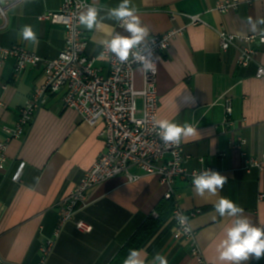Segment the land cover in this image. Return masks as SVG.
I'll return each mask as SVG.
<instances>
[{
    "label": "crops",
    "instance_id": "0c3cea01",
    "mask_svg": "<svg viewBox=\"0 0 264 264\" xmlns=\"http://www.w3.org/2000/svg\"><path fill=\"white\" fill-rule=\"evenodd\" d=\"M86 1L101 9L102 21L99 30L82 26L88 38L86 55L95 58V66L106 74L109 63L99 58L103 49L99 41L110 33L127 35L116 21L106 18V10L121 0ZM220 1L225 0H131L130 4L147 26L148 37L183 28V34L158 55L159 119L188 123L197 129L195 136L181 140L188 155L187 170L210 168L227 177L216 195L198 196L189 179H177L173 186L180 207L186 212L198 211L190 226L195 231L200 260L192 254L188 240L174 236V220L165 198L167 187L159 177L142 175L129 182L120 175L91 189L86 205L55 238L44 264H110L137 228L154 217L153 212L160 216L159 223L139 249L145 264H151L157 253L165 256L168 264H227L218 259L217 248L234 218L215 212L220 198L231 199L253 224L264 227V199H259L264 194V165L262 170L244 168L247 158L264 154V76H256L258 68L264 67V43L254 45L255 61L241 67L237 49L221 50L215 30L223 28L240 35L262 33L264 0H240L236 9L225 13L215 10ZM0 2L6 5L5 18L0 22V47L22 45L45 60L59 55L64 27L39 16L58 11L64 0ZM187 15H199L205 24L190 25ZM24 25L32 26L38 44L18 35ZM15 63L10 57L0 65V139L5 137L2 126L14 125L19 109L45 77L42 62L28 66L15 78ZM135 82L138 88L142 86L140 68ZM226 91L233 99L235 125L231 129L221 126L224 107L220 96ZM63 93L51 94L28 132L7 145L5 170H0V263L41 264V246L55 237L58 203L104 149L102 125L90 126L76 111L65 108ZM237 135L246 139L241 150L231 146ZM18 170L20 179L15 181L13 175ZM79 221L90 225L91 231L78 229ZM241 264H264V257Z\"/></svg>",
    "mask_w": 264,
    "mask_h": 264
},
{
    "label": "built area",
    "instance_id": "2783aa9c",
    "mask_svg": "<svg viewBox=\"0 0 264 264\" xmlns=\"http://www.w3.org/2000/svg\"><path fill=\"white\" fill-rule=\"evenodd\" d=\"M256 0H248L251 3ZM240 0H225L217 3L215 10L225 13L236 9ZM86 0H64L58 11H47L39 16L40 20L60 24L64 27V46L59 55L50 60L27 50L22 45L0 47V65L8 58L15 59V78L19 77L28 66L45 64V77L42 85L36 87L31 96L19 109V117L13 126L4 125L2 131L5 137L0 139V170H5L6 148L8 143L25 135L34 122L38 111L47 98L54 93L64 91L63 106L73 109L82 121L90 126L102 125L100 135L104 139V149L97 160L85 172L81 180L72 191L62 199L58 205V224L55 237L48 238L40 249V263L44 264L50 256L62 227L73 218L74 213L87 203L88 194L96 185L111 178L123 175L129 182H135L142 175H156L160 182L167 187L166 199H174L172 218L174 220V236L186 239L191 243L192 254L200 260L201 254L195 242V231L191 228L184 233L176 220L178 214L187 216L188 223L198 211L186 212L179 204L174 191L177 179H189L205 169L189 171L185 167L188 158L183 152V145L165 144L153 129L152 118L159 119V96L157 90L158 55L170 46L171 41L182 35L184 30L171 29L165 33L148 37L153 42L155 72H142V86L138 88L135 73L139 64L130 60L121 63L114 54L105 53L108 61L106 74L95 66V58L86 55L88 38L76 15L81 5H87ZM6 6L0 2V17L5 18ZM190 25L205 24L199 15H187ZM120 26V25H119ZM121 27V26H120ZM223 51L235 47L238 51L237 63L246 67L256 59V43H264V31L260 34L240 35L231 33L223 28L215 29ZM103 51V49H102ZM101 51V52H102ZM101 58V53L99 55ZM257 70V77L264 76V72ZM224 107V118L221 123L223 129L234 128L233 99L229 91L220 96ZM139 101L141 105H139ZM246 139L237 135L231 146L241 150ZM264 154L261 157H249L245 160L244 168L249 171L257 167L263 169ZM210 169V168H207ZM13 179L19 181L18 170ZM264 199V194L259 196ZM157 217V213L153 212ZM76 227L83 231H91L92 227L82 221ZM0 264H14L1 262Z\"/></svg>",
    "mask_w": 264,
    "mask_h": 264
},
{
    "label": "clouds",
    "instance_id": "9594fccd",
    "mask_svg": "<svg viewBox=\"0 0 264 264\" xmlns=\"http://www.w3.org/2000/svg\"><path fill=\"white\" fill-rule=\"evenodd\" d=\"M131 0H121L113 8L106 10V18L116 21L127 33H110L107 37L99 41L105 53L122 64L129 62L130 57L133 62L140 66V70L145 74L155 72V60L153 42H149L147 37L149 30L142 25L140 16L135 7L130 6ZM76 19L79 25L91 31L99 30L101 27L100 11L95 5H81ZM255 28V26H253ZM18 35L25 41L38 44V38L31 25H24ZM264 72V69L260 70ZM153 129L157 132L165 144L179 145L182 138H188L197 134V129L185 123L183 125L171 122L167 119L152 118ZM227 182V177L218 171L205 169L195 174L192 179L195 193L198 196L216 195ZM215 212L221 217L234 218L231 226L225 229V236L220 241L217 251L218 259L227 264H241L249 259L259 260L264 257V227H259L252 223L244 215V209L228 198H220L214 205ZM176 220L184 233L191 231L187 216L178 214ZM123 264H145L141 250L131 249L124 259ZM151 264H168L167 258L160 253L154 255Z\"/></svg>",
    "mask_w": 264,
    "mask_h": 264
},
{
    "label": "trees",
    "instance_id": "16d2710c",
    "mask_svg": "<svg viewBox=\"0 0 264 264\" xmlns=\"http://www.w3.org/2000/svg\"><path fill=\"white\" fill-rule=\"evenodd\" d=\"M167 207L170 209L171 213L174 209V199H166ZM160 216L156 218L150 217L145 220L134 232V234L129 238V240L121 247L118 253L115 255L110 264H123L124 259L127 257L131 249H140L146 239L151 235V233L156 228L159 223Z\"/></svg>",
    "mask_w": 264,
    "mask_h": 264
},
{
    "label": "water",
    "instance_id": "95a60500",
    "mask_svg": "<svg viewBox=\"0 0 264 264\" xmlns=\"http://www.w3.org/2000/svg\"><path fill=\"white\" fill-rule=\"evenodd\" d=\"M3 6H6L4 3L2 4ZM0 22H3V19L0 18Z\"/></svg>",
    "mask_w": 264,
    "mask_h": 264
}]
</instances>
